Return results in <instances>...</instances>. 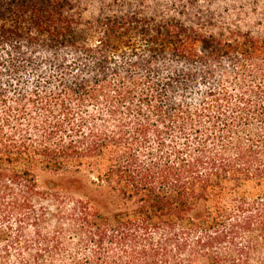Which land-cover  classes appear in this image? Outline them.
I'll use <instances>...</instances> for the list:
<instances>
[{"label": "trees", "instance_id": "trees-1", "mask_svg": "<svg viewBox=\"0 0 264 264\" xmlns=\"http://www.w3.org/2000/svg\"><path fill=\"white\" fill-rule=\"evenodd\" d=\"M258 9L0 0V264H264Z\"/></svg>", "mask_w": 264, "mask_h": 264}, {"label": "rangeland", "instance_id": "rangeland-1", "mask_svg": "<svg viewBox=\"0 0 264 264\" xmlns=\"http://www.w3.org/2000/svg\"><path fill=\"white\" fill-rule=\"evenodd\" d=\"M258 2V10L257 14L264 15V0H257ZM248 9V8H247ZM248 11H251L248 9ZM57 178L55 176H42L40 179V185L43 189L52 188L55 184H57Z\"/></svg>", "mask_w": 264, "mask_h": 264}]
</instances>
